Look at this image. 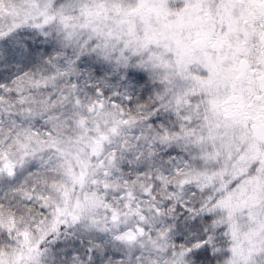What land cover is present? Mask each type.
<instances>
[{
  "label": "rangeland",
  "instance_id": "374dc122",
  "mask_svg": "<svg viewBox=\"0 0 264 264\" xmlns=\"http://www.w3.org/2000/svg\"><path fill=\"white\" fill-rule=\"evenodd\" d=\"M45 2L0 0V264H194L204 247L264 264L258 128L238 109L264 108V0ZM41 11L53 21L6 35ZM79 11L96 17L69 32ZM119 120L134 123L77 182L72 146L83 165L87 129Z\"/></svg>",
  "mask_w": 264,
  "mask_h": 264
},
{
  "label": "trees",
  "instance_id": "16d2710c",
  "mask_svg": "<svg viewBox=\"0 0 264 264\" xmlns=\"http://www.w3.org/2000/svg\"><path fill=\"white\" fill-rule=\"evenodd\" d=\"M45 1H46L45 3L49 4L52 1H56V0H45ZM44 12H45V10H44ZM42 13H43V11H41L39 13L33 12V13L27 14L26 20H24V22L21 24H17L16 26L14 25L11 28V30L6 33V35H8L12 30H16L19 28H24L27 31L36 30V29L38 30L41 26H45L46 24L53 21L52 20L53 17L49 16V17H43L39 21L37 20V21L33 22V19L37 18V16L42 14ZM22 17L25 18L24 15H22ZM94 17H96V16L92 15L90 13H83V12L79 11L76 15H74L73 17L70 18L73 21L70 22L69 24H67V26H66L67 30L70 32L72 27L74 29L76 26L79 25L78 23L80 21L76 20L77 18L81 19L82 20L81 22H84L87 19H92ZM65 25L66 24H63V26H65ZM74 35H75V32H74ZM94 37H96V34ZM194 44H196V43H194ZM39 45H41V44L39 43ZM19 49L24 50L25 54L28 52V49L25 46H20ZM31 52H32L31 56L35 59L36 52L39 53L38 46H37V48H35L33 50L31 49ZM34 63H37V62H34ZM261 78H259L258 80H261ZM82 87H83V85H82ZM259 90H260V93H258L254 97L252 96L254 99L260 98L261 94L264 91V89L263 90L259 89ZM75 94H78V93H75V91L70 92L68 98L62 100L61 105H60V107H61L60 109L63 110V108L67 105V102L70 101V99L75 98ZM244 102L245 103L243 105L241 104V106H239V108H238L241 112V117H247L248 118V120H244L245 122H247V121L252 122L253 128L251 130L253 133L255 132L256 128H258V130L255 133L257 135H255V137H254L258 143V145L256 147L257 148L256 149V155L254 156V158H251L250 162L253 164H254V162H256V164L261 167V166H264V160H261L258 158L264 157V108L263 109L259 108V112H257L253 116H250L249 111H252V108H251L252 104L247 103L246 101H244ZM236 114H238V112ZM231 118H232V116H231ZM126 119H128V118H126ZM133 123L134 122H131V121L119 120V121H115L114 124H112L111 128H108V130L99 129L98 132H94L91 129H87V131L84 134V136L86 138V140L84 142H85V145L89 148V150L87 152L90 156L88 158L87 162H85L83 165H80L79 159L76 160V158L73 157V154H74L73 151L77 148L78 143H75L72 146L73 148L70 150L72 152V159H73V163L72 164L70 163V165H71V167H74V169H75L74 173H75V176H77L76 177L77 182H81L82 180H86L90 177V175H91V168L89 166L90 160L92 158H95L96 157L95 155H98L101 149H104V147L107 148L106 146L108 143H110L109 145H111L112 144L111 142L113 141V139H116L118 141L123 140L122 135H121V131L126 130ZM85 126H87V123H85ZM130 166L133 167L132 163L130 164ZM150 176L153 177V175H150ZM77 185H78V183H77ZM73 188L74 187L68 188V190L66 192L67 204H66L65 210H66L67 214H81L82 209H86L84 207L85 204H83L82 194L78 192L77 188L75 190H72ZM262 194L264 195V191ZM172 207L174 208L173 212H171ZM162 214H170V215L175 214V215H177V219H175L174 217H171L169 215L168 216L170 219H174L177 223H179L181 219H184V216L186 214H189V212L187 210H185L184 208H182V206L180 205V203L178 201H176L175 199H172L170 204H166L163 207V213ZM51 237H52L51 233L45 234V237H43V240L38 241L37 243H35L34 246L29 248L28 254H30L31 257H34L35 255L42 252L44 246L46 245L47 240H50ZM215 254H217V253L208 247H204L202 249H199L198 251L194 252L192 255L193 263L194 264H219L220 260L217 259Z\"/></svg>",
  "mask_w": 264,
  "mask_h": 264
}]
</instances>
